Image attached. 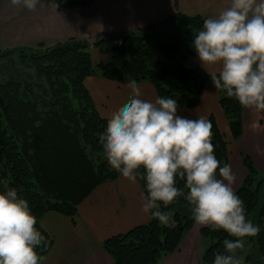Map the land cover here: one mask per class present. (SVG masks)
Wrapping results in <instances>:
<instances>
[{
	"label": "trees",
	"instance_id": "16d2710c",
	"mask_svg": "<svg viewBox=\"0 0 264 264\" xmlns=\"http://www.w3.org/2000/svg\"><path fill=\"white\" fill-rule=\"evenodd\" d=\"M43 1L53 2L60 9L93 3V0ZM205 19L199 14L177 12L146 26L144 32H122L107 62L94 61L86 41L74 37L48 46L39 43L27 49L21 47L20 67L35 68L45 78L49 90L35 91L32 78L22 79L20 69L14 72L10 69V76L0 82V192L5 191L7 182L9 188H15L28 201L37 219L36 228L46 241V246L36 249L40 256L53 245V239L40 225L47 211L74 216L78 205L98 185L120 177L110 169L99 143L107 118L99 112L85 79L101 75L119 82H128L129 78L150 82L160 97L175 99L178 108H194L211 78L202 67L186 66L185 60L196 53L192 46L194 32L202 30ZM152 40L171 55L158 68L151 67L148 61L147 43ZM28 52L31 58L27 57ZM10 55H15L12 50L0 49V63ZM220 103L232 138L237 141L244 130V109L223 92ZM209 121L214 155L222 167L229 162L230 143L213 115ZM244 164L247 175L235 193L243 201L247 218L260 229L256 236L248 237L254 249L247 257L248 263L259 264L260 257H264V175L249 156H244ZM138 171L143 173L144 169ZM137 179L147 194L146 180L139 175ZM184 183L177 178V187L183 188ZM183 200L178 197L166 209L161 203L162 211L171 212L175 227H164L150 218L147 224L106 239L103 246L115 263L159 264L164 255L177 250L185 232L195 224L191 216L177 211ZM201 233L211 239L204 254L205 264H214L215 254L224 252V239H236L223 229L212 231L203 226Z\"/></svg>",
	"mask_w": 264,
	"mask_h": 264
},
{
	"label": "clouds",
	"instance_id": "9594fccd",
	"mask_svg": "<svg viewBox=\"0 0 264 264\" xmlns=\"http://www.w3.org/2000/svg\"><path fill=\"white\" fill-rule=\"evenodd\" d=\"M10 3L35 11L39 0ZM192 46L216 90L257 117L264 116V0H231L218 16L204 20L202 30L194 32ZM126 86L127 102L109 114L99 134L110 169L131 183L138 175L146 180L141 210L164 227H175V220L171 212L161 210V203L166 209L183 197L197 225L223 229L236 238L223 240L224 252L215 254L214 264H241L237 250L244 248V238L256 236L260 229L247 218L233 189L236 177L231 166L221 167L214 155L211 122L203 116L179 115L173 98L142 99L134 79L129 78ZM250 127L255 132L261 126L254 121ZM177 178L185 181L183 188L177 187ZM4 187L0 264H43L36 249L46 241L28 201L7 182Z\"/></svg>",
	"mask_w": 264,
	"mask_h": 264
},
{
	"label": "crops",
	"instance_id": "0c3cea01",
	"mask_svg": "<svg viewBox=\"0 0 264 264\" xmlns=\"http://www.w3.org/2000/svg\"><path fill=\"white\" fill-rule=\"evenodd\" d=\"M194 1L191 4L189 0H128L125 1V6L122 8L120 5L119 9L127 10L133 17L143 16L151 21L160 22L165 16L177 12L188 15L199 14L206 18L216 17L231 2V0ZM9 2L10 0H6L3 3L0 0V31L3 23L8 24L10 26L8 32L16 37L17 41L29 45L27 47H35L39 43L47 46L53 45L71 37L86 39L99 36L96 34L99 32L97 29L91 30L93 28L84 26L87 12L90 15L94 12L93 6L60 9L53 2L39 0L35 11H29L23 6L19 8L12 6ZM9 12L11 14L7 17ZM21 12L24 17L26 15L23 12L30 14L26 19L17 21L16 15ZM70 17L74 20H69ZM125 25L121 28L120 24L112 23L105 27L106 30L112 32L111 34L140 27L136 26L138 25L136 20ZM185 64L190 68L202 67L197 53L189 55ZM127 83L109 80L101 75L89 76L85 79V86L99 112L106 118L127 102L130 94ZM137 83L143 93L142 99L154 102L159 96L152 83L146 81ZM220 96L221 92L216 90L212 83H208L199 104L194 108H178V114L192 119L203 116L209 120L212 115L215 117L220 131L230 143L228 164L236 177L233 184L236 192L247 175L244 164L245 155L253 160L260 174L264 175V116L257 117L250 110L244 109L243 134L235 141L232 138L229 121L221 106ZM254 121L261 126L255 132L250 127ZM141 193L146 194L138 179L136 183H131L120 176L115 180L98 185L78 205L74 216L56 210L47 211L41 217L40 225L53 239V245L42 256L43 264H116L103 243L112 236L126 233L150 221V216L145 215L141 210ZM177 211L183 215H192L190 206L185 200L177 205ZM202 227L195 223L183 235L179 248L164 255L159 264H205L204 254L211 244V239L201 233ZM244 239L246 255L242 256L243 253L237 250V258L241 257V261L248 264L247 253L252 252L254 246L248 237ZM259 264H264V262L261 263L260 260Z\"/></svg>",
	"mask_w": 264,
	"mask_h": 264
},
{
	"label": "rangeland",
	"instance_id": "374dc122",
	"mask_svg": "<svg viewBox=\"0 0 264 264\" xmlns=\"http://www.w3.org/2000/svg\"><path fill=\"white\" fill-rule=\"evenodd\" d=\"M125 1L127 2L128 0H93V3L91 6H93L94 8V12L92 13V15H90V13L87 12V16L85 18L86 22H84V26H86V28L89 27L90 29L93 28L91 30L97 29L99 32L96 34H98L99 36L94 41H91L88 38L83 39V40L86 41V44L88 46L87 49H89L93 60L96 62H107L111 59L112 49L114 48L115 45L118 44L119 38L117 37L120 36V33L128 32L126 34H129L130 32H135V33L144 32L146 31L145 30L146 26L159 23L157 21H151V19H148V18L146 19L143 16L133 17L131 16V13L128 12L127 10H120L119 9L120 5L123 8L126 3ZM149 1H153V0H149ZM2 2L5 3L6 0L4 1L2 0ZM194 2H195L194 0H189V3L191 4ZM9 4L11 5L10 2ZM102 6L104 8H102ZM17 7L19 8V6ZM10 14L11 12H9V15L8 16L6 15V16L9 17ZM23 14H25L27 17L29 16L30 13L23 12ZM16 16H17V21L26 19V17L22 15V12L19 13V15L17 14ZM71 19L74 20L72 17H70L69 20ZM135 20H136V23H138V25L136 26L142 27L141 29L140 27H136L133 29L122 30L120 32L111 34L112 32L106 30V27H105L112 23L114 24L117 23V24H120L121 28H124L126 26L125 24H128V22H132ZM155 20H158V19H155ZM9 27L10 26H8V24H5V23H3V26H1L0 49H2L3 51L12 50V53L15 55L13 56L10 55L12 57L6 58L4 62L0 63V82L2 80H5L6 77L10 76L8 74L10 73L9 72L10 69H11V72H14L15 69H20L21 71H23V72H20V77L22 79L32 78V82L34 83V86H35V87L33 86V88L35 89V91L37 92L38 91L42 92L43 90L48 91L49 87L47 85L45 78L39 76L36 73L35 68L31 67L29 69L27 68L24 69L23 67H20L21 47H24V49L25 48L27 49L28 48L27 46L29 45H24L23 42L21 43L17 41V38L8 32ZM77 38H81V37H77ZM28 42H32V41H28ZM147 50H148V61L151 67L153 66V67L158 68L162 62H167L171 56L170 54L163 52L161 48L157 46L154 40L149 41L147 43ZM26 55L28 58L32 57L30 52L26 53ZM12 75L15 76V74H12ZM42 94H45V92H43ZM240 251L241 253H243L242 256L246 255L245 248H243ZM249 254H251V251H248L247 255ZM239 259L241 261V257ZM260 260H261V263H263L264 257L263 258L260 257ZM241 264H245V262L241 261ZM248 264H254V262L252 261L251 263L249 262Z\"/></svg>",
	"mask_w": 264,
	"mask_h": 264
},
{
	"label": "water",
	"instance_id": "95a60500",
	"mask_svg": "<svg viewBox=\"0 0 264 264\" xmlns=\"http://www.w3.org/2000/svg\"><path fill=\"white\" fill-rule=\"evenodd\" d=\"M88 39L91 40V41H94V40L97 39V37L96 36H93V37H89Z\"/></svg>",
	"mask_w": 264,
	"mask_h": 264
}]
</instances>
